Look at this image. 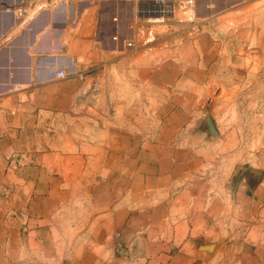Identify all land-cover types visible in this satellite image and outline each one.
<instances>
[{
    "label": "crops",
    "instance_id": "obj_1",
    "mask_svg": "<svg viewBox=\"0 0 264 264\" xmlns=\"http://www.w3.org/2000/svg\"><path fill=\"white\" fill-rule=\"evenodd\" d=\"M259 12L196 0L146 44L131 1L0 0V264H264V146L234 185L198 133Z\"/></svg>",
    "mask_w": 264,
    "mask_h": 264
},
{
    "label": "rangeland",
    "instance_id": "obj_2",
    "mask_svg": "<svg viewBox=\"0 0 264 264\" xmlns=\"http://www.w3.org/2000/svg\"><path fill=\"white\" fill-rule=\"evenodd\" d=\"M259 15V18L247 26V30L251 32L236 36L234 45H229L233 48L228 51L232 66L225 67L223 75L227 81L215 84V87L212 84L208 97L203 99L199 106L201 121L198 133L213 142L226 139L222 148L224 159L220 160V164L223 170L226 165L229 166L225 171L229 173L234 185H238V180L248 174L255 181H259L262 175L238 170V166L260 169L253 164L260 163V150L264 146V12H259ZM155 29L160 32L159 38L167 33L165 26H156ZM220 89L223 94H220ZM204 106H207L212 118L213 112L220 120L221 126L231 127L230 130L217 129L218 134L211 135L204 120ZM2 263H5V260H1Z\"/></svg>",
    "mask_w": 264,
    "mask_h": 264
},
{
    "label": "built area",
    "instance_id": "obj_3",
    "mask_svg": "<svg viewBox=\"0 0 264 264\" xmlns=\"http://www.w3.org/2000/svg\"><path fill=\"white\" fill-rule=\"evenodd\" d=\"M134 4V16L131 22V27L136 26L142 27L147 26L151 29V36L146 40V44L154 43L158 40L160 32L155 29L156 26H165L166 32L169 33L178 21L176 14L180 10H187L192 7L196 0H127ZM72 15L74 18L76 15L75 8L72 6ZM17 15L22 19V24L26 23L29 16L33 14V11L29 12L27 4H22L14 8ZM113 39L118 40V36L115 35ZM125 47L133 49L136 47L134 40H127ZM67 74L65 69H59L56 71L57 77H63Z\"/></svg>",
    "mask_w": 264,
    "mask_h": 264
},
{
    "label": "water",
    "instance_id": "obj_4",
    "mask_svg": "<svg viewBox=\"0 0 264 264\" xmlns=\"http://www.w3.org/2000/svg\"><path fill=\"white\" fill-rule=\"evenodd\" d=\"M203 109L205 111L204 120H205V124H206L207 130H208V132L211 135L216 136L218 134V131H217V127L215 125V122H214L213 118L211 117V115L209 114L207 106H204ZM239 169H242V171L248 170L249 172H251V173H253L255 175H261L262 174V171L260 169L248 168V167H245V166H238V170ZM212 246L213 245L207 246V249L211 248Z\"/></svg>",
    "mask_w": 264,
    "mask_h": 264
}]
</instances>
